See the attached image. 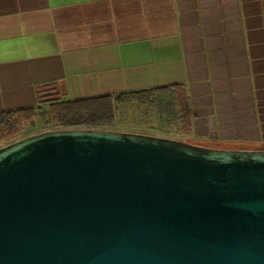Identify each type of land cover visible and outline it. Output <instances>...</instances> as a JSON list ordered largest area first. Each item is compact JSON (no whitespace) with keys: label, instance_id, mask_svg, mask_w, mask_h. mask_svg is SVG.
<instances>
[{"label":"water","instance_id":"water-1","mask_svg":"<svg viewBox=\"0 0 264 264\" xmlns=\"http://www.w3.org/2000/svg\"><path fill=\"white\" fill-rule=\"evenodd\" d=\"M0 264H264V150L110 129L13 143Z\"/></svg>","mask_w":264,"mask_h":264},{"label":"crops","instance_id":"crops-1","mask_svg":"<svg viewBox=\"0 0 264 264\" xmlns=\"http://www.w3.org/2000/svg\"><path fill=\"white\" fill-rule=\"evenodd\" d=\"M170 86L186 143L264 150V0H0V114Z\"/></svg>","mask_w":264,"mask_h":264},{"label":"trees","instance_id":"trees-1","mask_svg":"<svg viewBox=\"0 0 264 264\" xmlns=\"http://www.w3.org/2000/svg\"><path fill=\"white\" fill-rule=\"evenodd\" d=\"M133 101L143 104L153 103L160 110L166 108L174 111L173 107L178 106L179 111L176 112L180 115L181 121L187 128L191 126V107L182 86L55 102L50 105L48 114L52 121L65 129H111L116 125L117 105ZM45 116L46 111L43 107L2 113L0 138L5 130L15 132L19 125L35 119L41 120Z\"/></svg>","mask_w":264,"mask_h":264},{"label":"rangeland","instance_id":"rangeland-1","mask_svg":"<svg viewBox=\"0 0 264 264\" xmlns=\"http://www.w3.org/2000/svg\"><path fill=\"white\" fill-rule=\"evenodd\" d=\"M50 105L42 106L46 111L45 118L25 122L19 125L15 132L3 131L0 149L31 136L65 129L51 120L48 114ZM173 109L174 111L166 108L160 110L153 103L143 104L136 101L119 103L116 111V125L110 130L188 141L189 128L183 124L180 115L176 112L179 111V107L175 106Z\"/></svg>","mask_w":264,"mask_h":264}]
</instances>
